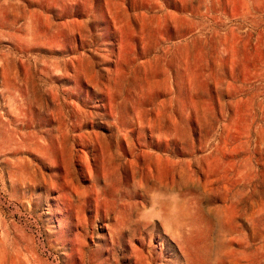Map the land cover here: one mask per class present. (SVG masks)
<instances>
[{
	"label": "rangeland",
	"instance_id": "rangeland-1",
	"mask_svg": "<svg viewBox=\"0 0 264 264\" xmlns=\"http://www.w3.org/2000/svg\"><path fill=\"white\" fill-rule=\"evenodd\" d=\"M0 264H264V0H0Z\"/></svg>",
	"mask_w": 264,
	"mask_h": 264
}]
</instances>
